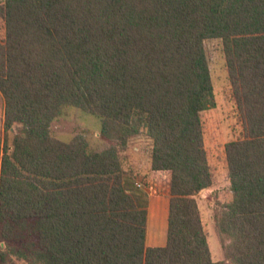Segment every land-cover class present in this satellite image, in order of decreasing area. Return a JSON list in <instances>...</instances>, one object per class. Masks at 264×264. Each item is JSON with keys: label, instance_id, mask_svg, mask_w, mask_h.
<instances>
[{"label": "trees", "instance_id": "16d2710c", "mask_svg": "<svg viewBox=\"0 0 264 264\" xmlns=\"http://www.w3.org/2000/svg\"><path fill=\"white\" fill-rule=\"evenodd\" d=\"M0 20L5 137L21 126L11 147L0 138V264H225L211 260L195 200L212 183L209 39L242 129L224 147L232 199L215 231L226 261L264 264V0H3ZM65 108L116 145L53 139ZM142 132L150 169L169 177L162 247L146 246L149 196L123 168Z\"/></svg>", "mask_w": 264, "mask_h": 264}, {"label": "rangeland", "instance_id": "374dc122", "mask_svg": "<svg viewBox=\"0 0 264 264\" xmlns=\"http://www.w3.org/2000/svg\"><path fill=\"white\" fill-rule=\"evenodd\" d=\"M2 2L3 0H0V4ZM3 37V23L0 20V40ZM203 48L212 85L214 106L201 112L200 117L203 128V146L212 173V183L208 188L196 194L195 200L211 260L232 264L224 258L221 242L215 231V217H222L225 206L232 199L224 147L227 143L242 137L241 121L231 96L220 41L206 40L203 43ZM3 121L4 101L0 94V138L2 142L6 139L7 146L11 147L12 139L20 131L21 126L14 125L11 133L5 137L6 132ZM99 131V120L86 115L77 108H65L61 115L52 121L50 126V136L66 144L81 138L86 142L89 150L97 152H102L116 145L115 142L103 140L99 135ZM151 144L152 142L143 132L131 137L127 142L125 151L121 153L124 157L123 168L137 174L140 188L148 193L149 198L159 197L167 201L169 177L165 172L158 174L151 172L149 168ZM161 212V221H158V218L149 231L150 238L153 241L155 239L158 243L154 247L165 245L167 206ZM8 260L15 264H24L21 260L12 257H9Z\"/></svg>", "mask_w": 264, "mask_h": 264}, {"label": "crops", "instance_id": "0c3cea01", "mask_svg": "<svg viewBox=\"0 0 264 264\" xmlns=\"http://www.w3.org/2000/svg\"><path fill=\"white\" fill-rule=\"evenodd\" d=\"M150 168V167H149ZM151 172H154L156 174L158 173H162V172H155V171H152ZM167 206V209H168V200H163L162 198H159V197H150L149 198V201H148V211H147V223H146V238H145V243H146V246L148 247H154L156 246L158 243L157 241L154 239V241L150 238L149 236V231L150 229L153 227V224L155 223V221H157V219L159 218L158 221H161L160 217H161V211L163 208H166ZM164 219V218H163ZM166 221H167V218H166Z\"/></svg>", "mask_w": 264, "mask_h": 264}, {"label": "built area", "instance_id": "2783aa9c", "mask_svg": "<svg viewBox=\"0 0 264 264\" xmlns=\"http://www.w3.org/2000/svg\"><path fill=\"white\" fill-rule=\"evenodd\" d=\"M138 186H140V185H138Z\"/></svg>", "mask_w": 264, "mask_h": 264}]
</instances>
